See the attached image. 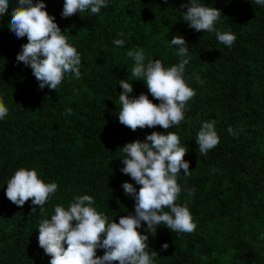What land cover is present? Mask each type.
<instances>
[{"label":"trees","instance_id":"16d2710c","mask_svg":"<svg viewBox=\"0 0 264 264\" xmlns=\"http://www.w3.org/2000/svg\"><path fill=\"white\" fill-rule=\"evenodd\" d=\"M41 2L80 54L81 77L68 73L55 91L39 88L31 68L15 60L27 38L17 39L8 28L18 3L9 0L0 17V100L8 108L0 119V264H49L38 246L39 223L76 196H91L109 222L134 214V200L121 185L139 186L121 172V148L145 142L153 131L166 132L159 126L132 131L119 123V80L132 84L130 98L143 93L158 104L131 75L135 62L126 53L142 48L145 64L159 59L165 67L176 65L181 58L169 43L173 36L183 37L189 48L184 79L196 95L185 105L183 121L167 131L188 148L190 175L178 174L176 203L187 205L196 229L178 233L161 225L154 234L142 222L138 231L149 237L146 251L158 253L153 264H264V5L197 0L221 11L215 28L236 36L228 47L215 32L188 27L186 8H180L187 0H106L97 15L89 10L69 18L61 17L63 0ZM115 39L124 45L115 46ZM206 121L215 122L220 142L202 155L196 138ZM21 167L58 185L43 214L39 207L30 214L31 200L17 207L5 196L7 181ZM165 243L169 247L162 251Z\"/></svg>","mask_w":264,"mask_h":264},{"label":"clouds","instance_id":"9594fccd","mask_svg":"<svg viewBox=\"0 0 264 264\" xmlns=\"http://www.w3.org/2000/svg\"><path fill=\"white\" fill-rule=\"evenodd\" d=\"M252 3L264 5V0H252ZM104 7H107L106 0H63L61 17L69 18L89 10L97 15ZM8 8L9 0H0V17ZM45 8L41 0L35 3L33 0H18L17 6L12 8L8 28L17 39L27 38V43L21 46L15 57L16 62L31 68L40 89L47 87L55 91L68 73L80 79L81 56L68 43L67 36L54 22L55 17ZM180 8H186L183 19L190 29L215 32L220 43L228 47L234 44L235 34L215 28L221 18L220 10L197 3V0H187V3L180 4ZM118 35L124 36V33ZM124 43L123 39L113 41L117 47ZM169 43L177 47L176 55L181 58L178 64L170 67H165L159 59H149L145 64L142 48L126 53L135 62L131 75L144 82L158 104L143 93L130 98L132 84L127 79L119 80L122 90L118 95L121 105L117 116L119 123L132 131L159 126L166 132L153 131L145 137V142L136 140L121 148L125 154V158L120 159L123 164L121 172L139 186L137 190L132 183L121 185L123 193L134 200V214L121 216L118 223L109 222L106 215L92 206L94 200L89 195L74 197L67 208L56 205L50 219L41 220L38 227V246L50 257L49 264H153L158 253L146 251L149 237L138 231L142 222L147 225L145 230L154 234L161 225L178 233L195 231L196 224L187 205L176 203L181 192L177 176L181 170L185 176L190 175L189 162L184 160L188 148L181 146L176 133L167 130L183 121L185 105L196 93L184 79L185 66L189 63L184 58L189 49L185 39L173 36ZM193 76L203 84L198 75L194 73ZM71 112V108L65 110L66 115ZM7 114L8 108L0 100V119ZM227 131L236 135L231 126ZM219 142L215 122H203L196 138L200 153L206 155ZM57 188L55 182H43L35 169L21 167L7 181L5 196L17 207L31 200L30 214H35L38 207L43 214V206ZM194 192L195 189H191L188 195ZM168 247L165 243L161 250L166 251ZM98 249L103 250L102 256H97Z\"/></svg>","mask_w":264,"mask_h":264}]
</instances>
